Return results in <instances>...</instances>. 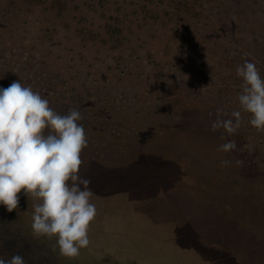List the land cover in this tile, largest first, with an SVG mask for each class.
Instances as JSON below:
<instances>
[{
  "label": "rangeland",
  "instance_id": "rangeland-1",
  "mask_svg": "<svg viewBox=\"0 0 264 264\" xmlns=\"http://www.w3.org/2000/svg\"><path fill=\"white\" fill-rule=\"evenodd\" d=\"M244 60L264 78V0H0V87L19 80L57 113L80 111L97 209V246L68 258L0 205L4 256L264 264V131L239 105ZM218 108L241 111L236 133L211 129Z\"/></svg>",
  "mask_w": 264,
  "mask_h": 264
},
{
  "label": "clouds",
  "instance_id": "clouds-1",
  "mask_svg": "<svg viewBox=\"0 0 264 264\" xmlns=\"http://www.w3.org/2000/svg\"><path fill=\"white\" fill-rule=\"evenodd\" d=\"M236 74L242 78L240 108L250 114L252 127L264 131V78L248 60L237 66ZM221 114L218 108L211 129L236 133L241 111H232L229 119H220ZM82 119L75 108L66 115L57 113L39 92L19 80L0 87V205L12 212L19 205L21 190L32 197V232L55 237V247L68 258L78 257L80 249L88 247L89 225L97 215L96 205L90 202L91 179L80 175L81 152L88 146L84 127L78 123ZM235 149V141L228 140L217 151ZM243 163L235 161L237 166ZM221 166L231 162L223 160ZM0 264L26 262L16 254L8 259L0 256Z\"/></svg>",
  "mask_w": 264,
  "mask_h": 264
},
{
  "label": "water",
  "instance_id": "water-1",
  "mask_svg": "<svg viewBox=\"0 0 264 264\" xmlns=\"http://www.w3.org/2000/svg\"><path fill=\"white\" fill-rule=\"evenodd\" d=\"M24 202H25V200H24ZM26 204H28L27 205L28 207L27 206H25L24 208H18L17 207V209L13 210V212L16 213L17 215L22 216L23 219L27 220L29 227H31L33 202L31 201V202L26 203ZM89 240H90V243H89L88 247L87 248H81L80 250L91 251L92 248H95L97 246V243H96L95 239L93 238V236L89 235Z\"/></svg>",
  "mask_w": 264,
  "mask_h": 264
},
{
  "label": "trees",
  "instance_id": "trees-1",
  "mask_svg": "<svg viewBox=\"0 0 264 264\" xmlns=\"http://www.w3.org/2000/svg\"><path fill=\"white\" fill-rule=\"evenodd\" d=\"M14 253L11 252V254H9L8 256H4V244L0 245V256H2L3 258L8 259L12 255H16L17 254V253H15V254Z\"/></svg>",
  "mask_w": 264,
  "mask_h": 264
}]
</instances>
